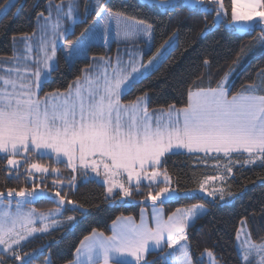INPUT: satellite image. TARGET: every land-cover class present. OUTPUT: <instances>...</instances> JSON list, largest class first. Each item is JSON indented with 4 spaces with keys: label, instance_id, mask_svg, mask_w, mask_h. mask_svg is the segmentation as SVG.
Segmentation results:
<instances>
[{
    "label": "snow or ice",
    "instance_id": "6c2138e0",
    "mask_svg": "<svg viewBox=\"0 0 264 264\" xmlns=\"http://www.w3.org/2000/svg\"><path fill=\"white\" fill-rule=\"evenodd\" d=\"M151 3L166 12L181 6L179 0H151ZM213 3L215 8L209 7L205 0H183L184 6L189 8L199 4L205 13L215 11L213 27L226 24L227 10L223 0H213ZM11 7H15V0H7L2 11L6 12ZM47 7L48 16L41 12L37 17L38 20L43 18L45 23L41 28L39 44L43 58L35 61L37 67L32 72L34 81L21 84L18 89L15 80L0 77V154H4L7 166H10L7 169L9 173L13 170L19 173L21 165L14 157L21 152L36 153L41 158H51L54 155L55 163H65L73 171L78 168L91 169L100 176L102 166L105 177L103 182L108 185L106 199L117 195L131 197L133 182L136 190H139L143 181H148L147 187L155 185L158 190L154 195L149 192L147 197L154 202L159 200L164 203L192 198L194 195V192H181L171 187L167 169L160 170L163 168L162 158L168 153L179 154L181 150H187L188 153H223L229 160L233 153H248V159L238 161L241 167L256 164L257 161L260 166H264V95L254 94L258 87L264 88V82L260 86L249 85L244 92L229 98V90L225 87L229 74H226L215 88L189 91L185 107L177 109L170 105L167 111L161 110L159 114L149 112L147 93L128 105L121 103V96L139 83L150 68L158 65L167 48L174 46L175 33L148 57L147 63L130 60L127 65H123L118 59L111 75L105 72L94 80L86 77L87 87L82 89L77 86L75 93L65 97L60 103L50 104L47 99L42 101L37 95L44 84L42 72L44 69L48 73L55 70L57 62L54 57L58 42L64 41L67 49L65 59L70 63L74 58L86 54L89 34L96 30L101 21L111 22L118 16L106 8L103 0H95V15L99 19L94 20L72 40L67 37L75 35L74 28H64L63 21H71L73 25L83 22L80 21L77 0H68L67 11L63 0L60 4L48 0ZM53 8L56 12L55 20L52 19ZM231 21L244 22L239 26L226 24L227 27H235L237 31L250 32L255 27L264 25V0H232ZM141 25L134 36L150 38L152 25H145L143 22ZM104 33L106 39V27ZM257 39L261 48H264V27H261V34ZM239 59L238 55L234 63H238ZM41 63L43 69L40 67ZM204 63L207 65L209 62L205 59ZM261 76H264V72ZM31 169L41 174L49 173V168L44 165L32 163L30 169H25L28 177L33 176ZM226 171L231 173L232 167L226 166ZM51 172L58 173L59 170L52 168ZM125 174L127 183L116 179ZM82 175L87 177L88 172L84 171ZM161 176L163 179H158ZM57 183L62 182L53 181V185ZM161 184L163 187H160ZM37 188L39 185L29 191L23 188L19 191L7 189V197H12L14 193L24 197L16 202L15 213L10 211L11 200L6 201L5 193L0 191V264H6L5 256H10L20 264H33L36 259V250L21 255L17 248L32 233L47 232L49 225L44 223L40 228L27 227L23 234L15 229L17 223L28 226L34 224L35 210L22 212L24 204L50 198V190L40 188L37 191ZM114 189L119 191L115 192ZM200 191L204 192L203 184L200 185ZM206 195L213 199L219 195L221 200L224 199L223 189L207 192ZM228 195L231 196L232 193L229 192ZM55 197H59V200L56 201ZM51 198L60 205L65 203V198L59 191ZM67 203L74 204L71 200ZM82 207L74 206L72 210ZM206 211L204 204H192L184 211L177 209L167 221L156 214L154 228L144 221L143 216L140 224L132 222L130 217L127 218L128 222L121 225L114 221L111 235L105 236L93 230L91 237H85V241L89 243L77 249L78 258L71 264H149L147 253L163 251L165 247L172 249L180 241L186 243L179 247V256L173 264H203L205 255L208 257V264H219L210 249H205L201 253V259L194 262L187 243L186 229L204 216ZM56 212L60 213V209ZM37 219L43 223L44 214ZM74 220V216L67 217L69 223ZM52 224L56 225L57 221L53 220ZM83 243L82 241V245ZM241 248L244 264H251L250 256L254 253L261 256L260 264H264V243L257 245L248 239ZM163 260L164 264H168L167 257ZM43 264H52V261L45 258Z\"/></svg>",
    "mask_w": 264,
    "mask_h": 264
},
{
    "label": "trees",
    "instance_id": "16d2710c",
    "mask_svg": "<svg viewBox=\"0 0 264 264\" xmlns=\"http://www.w3.org/2000/svg\"><path fill=\"white\" fill-rule=\"evenodd\" d=\"M60 2L61 0H53ZM7 0H0V9ZM227 10L226 24H232V0H223ZM48 0H17L15 7H11L0 17V58L12 56L13 39L15 37L31 34L36 29L38 14L47 13ZM108 9L122 13L137 20L144 21L153 27L154 51L160 48L173 33L178 35L177 45L169 52L167 57L150 74L143 77L139 83L129 90L124 101L132 102L137 97L147 93L148 108L150 111L168 109L170 105L183 108L187 105L189 91L215 88L217 84L232 70L237 63V56L251 53L257 45L261 29L240 34L235 27L226 24L213 27L216 16L215 11L205 13L200 6L189 8L181 6L164 11L155 4L140 0H105ZM210 6V1L208 2ZM215 8V4L212 5ZM90 20L80 22L76 26V38L84 28L88 27ZM93 55L106 53L103 45H93L90 48ZM208 60L205 65L204 60ZM90 64L89 59H78L72 66L66 62L63 54L58 56V65L52 71L51 77L41 88L40 96L68 90L77 78H81L84 70ZM239 72L234 76L233 84L229 90V97L238 94L245 86L254 84L258 73L264 69V51L249 63H241ZM30 160L52 168L65 169V176L50 174L43 183L36 180L29 182L26 173H9L4 154H0V191L7 194V189L17 191L31 190L39 185L50 190L48 199H39L31 204L40 211H50L56 208L64 210L65 218L74 216L75 220L66 226L54 228L27 240L17 251L21 255L36 250V259L33 264H43L49 258L52 264H68L73 261L75 253L85 237L95 231L110 234L112 223L121 216H134L139 218L143 207H151L153 203L163 206L167 215L177 209L204 204L206 214L192 224L187 230L193 261L201 259L205 249L213 251L219 264H244L239 254L236 240L241 223L246 220L255 242H264V166L259 163L244 165L242 162L246 155L232 154L231 160L225 156H212L209 154H193L180 152L169 153L164 156L163 171L167 169L171 177V187L179 191L194 192L192 198H181L171 202L161 203L152 201L147 197L153 195L158 188L142 183L139 190L132 187V196L124 199L122 195L106 199L107 190L103 183L96 179H84L82 173L86 170L73 171L65 163H55L53 157L41 158L36 153H29ZM232 167V175L226 182L227 195L221 200L213 199L199 192L200 185L210 177H216L224 171L225 167ZM75 177V179H73ZM54 180L62 183L53 185ZM63 184V185H60ZM163 187V184L160 185ZM59 191L65 198L60 205L51 198ZM232 195L229 196L228 193ZM57 198V199H56ZM58 201L59 197H55ZM80 206L73 211V204ZM165 251L150 252L147 256L149 264H164ZM6 264H20L5 256ZM203 264H208L206 256ZM254 264V260L251 261Z\"/></svg>",
    "mask_w": 264,
    "mask_h": 264
},
{
    "label": "rangeland",
    "instance_id": "374dc122",
    "mask_svg": "<svg viewBox=\"0 0 264 264\" xmlns=\"http://www.w3.org/2000/svg\"><path fill=\"white\" fill-rule=\"evenodd\" d=\"M140 1L145 2V3H149V4H153V3H151V0H140ZM209 1H210L209 7H214V6H212V5H214L213 0H205L207 5H208ZM16 2H17V0H15V3ZM53 2H54V4H60L61 3V1L60 2L53 1ZM63 2L65 4V11H67L66 5L68 3V0H63ZM103 2L105 4V0H103ZM179 2L183 4V0H179ZM77 3H78V12H79L80 21H83V22H85L87 20L89 21L90 18L93 16L94 18H93V20H91V22L89 24V25H91L94 20L99 19L95 15V12H96L95 0H77ZM6 4L0 9V17L5 13L2 10L5 8ZM47 6H48V4H47ZM47 6H46L47 13H44L45 16H48V7ZM86 6H87V16L85 17ZM198 6H199V4H197L196 7H198ZM112 12L118 14L116 19H113L111 22L101 21L100 24H98L96 26V30L89 34L90 39H89V42H88V45L86 48V54H82L78 58H74L70 63L68 62L69 66H72L74 64V62L78 59H89L90 60V64L84 70L83 75L79 79V81L77 80L76 82H74L68 90L50 93V94L45 95V96H40V91H41L40 90L37 93V95L39 96V98L42 101L47 99L50 104L60 103V102H62V100L65 97H68L69 95L74 94L77 86H80L82 89L86 88L87 87V85L85 84V78L86 77L90 80H94L97 76H103V74L105 72H107L109 75H111L112 69L117 66V60L118 59H119V61L122 62L123 65H127L130 60H135L137 62L147 63L148 57L152 53L155 52L154 51L153 30H152L150 38L145 37L143 35L134 36V33L137 31L138 27L142 26L141 22H143V24H145V25H147L148 23L141 21V20L134 19V18L129 17L127 15H124L122 13H118V12H114V11H112ZM55 18H56V12H55V8H53L52 19L55 20ZM258 21H259V18H257V22ZM44 23H45V21L43 18H40L39 20L37 19L36 29L33 33L25 35V36L15 37L13 39V54H12V56H2L0 58V77H4L5 79L15 80L17 82L18 89H19V86L21 84L30 83V82L34 81V79H35L32 76V72L35 71L36 67H37L35 61L37 59L43 58V53L39 49V44H40V37L42 35L41 28L43 27ZM79 23L80 22H77L75 25H73L71 21L64 20L63 21V27L69 28V29L74 28V31L76 32V26ZM243 23L244 22H233L232 24H237L239 26V25H243ZM105 27L107 28V38L106 39H105V33H104ZM261 27H264V25L257 26V27H255V29L256 28L261 29ZM152 29H153V27H152ZM237 32L240 34L248 33V31H237ZM259 32L261 34V31H259ZM175 34L176 35H175L174 42H173L174 46H172L171 48H167L164 51V55L161 57L158 65L167 57L169 52L177 45L178 35H177V33H175ZM77 36H79V34ZM25 37H27V39H25ZM67 39L75 40L76 38H73V35H69L67 37ZM93 45H103L105 47L106 53L104 55H98V54L93 55V54H91L90 48ZM263 51H264V48H261L259 42L257 41L256 49L254 48L251 53H249V54L246 53L240 57L237 65L232 70H230L228 73L229 74L228 79H227L226 84H225V87L228 90H230V88L233 84L234 76L239 72V70L241 68V66H240L241 63H249V61L251 59L257 57ZM60 53L63 54L64 57H66L67 49L64 47V41L63 40L58 42L57 51H56V54L54 57V60L57 62L55 68L58 65V56ZM93 58H95V59H93ZM101 58H103V59H101ZM49 63L51 64V62H49ZM157 66H155L154 68H150L149 72L146 73L144 75V77L146 75L150 74L151 72H153V70L156 69ZM40 67H41V69H43L42 63L40 64ZM262 72H264V69L258 73L255 83L249 84V85L260 86L262 84V82H264V76H261ZM51 73H52V71L50 73H48V70L44 69V71L42 72V79L44 80V82L51 77ZM249 85L245 86L239 93L244 92V90ZM33 90L35 91L34 85H33ZM192 92H195V91H192ZM125 94H123L121 96V103L124 105H128L129 102L124 101ZM254 94L264 95V88L258 87L257 92ZM229 98H231V97H229ZM147 102H148V98H147ZM177 109H179V108H177ZM162 110L167 111L168 109H162ZM160 111L161 110H156V111H150L149 110L150 113L155 112L157 114H159ZM180 152H187V150H181ZM194 153H198V152H194ZM201 153H203V152H201ZM207 154L212 155V156H216L213 153H207ZM233 154H236V153H233ZM244 154L246 155V159H248V153H244ZM217 155L218 156H224L223 153L217 154ZM29 156H30L29 153L21 152L19 155L14 157L15 159H17L20 162L21 167L19 168V173H16L15 170H13L11 173H14V174L26 173V176H27L29 182L32 184L36 180H39L41 182L43 177H47L50 174H53L56 176H60V175L65 176L67 174L66 170L62 169V168H57L59 170L58 173H52L49 169V173H44V174L37 173V172H35L34 169H31V171L33 172V176L28 177L25 169L26 168L30 169L31 164L36 163V162L31 161ZM52 157L55 159L54 155ZM65 160H66V158H65ZM257 163H259V161H257ZM245 165H253V164H245ZM228 166H230V164ZM8 167L10 168V166H8ZM86 171L88 172V175L84 179L87 180V179L93 178V179H97L98 181L104 183L103 181H104L105 177L103 175L102 166L100 169V172H101L100 176H97V174L95 172H92L91 169H86ZM150 171H151V168H149V172ZM231 175H232V172L228 173L226 171V167H225L224 171L221 172L218 176L212 177V178H207L203 182L204 192L202 193L200 190H199V192L206 195L207 192L218 191L220 189H223L224 197H225L227 195L226 182L231 177ZM116 179L127 183L126 174L122 177H117ZM158 179L162 180L163 177L161 176ZM44 180L45 179H43V182H44ZM43 182H41V183H43ZM143 183L148 184L149 182L143 181ZM60 185H63V184H60ZM134 185L135 184L133 182L132 186H134ZM107 187H108V185H106V188ZM40 188H45V187L39 186V188H37V191H39ZM114 191L118 192L119 189H114ZM218 196L219 195H217L216 197H218ZM123 198L127 199L129 197H123ZM23 199H24V197L16 196L15 193L13 194L12 197H7V194L5 195L6 201L11 200L10 211L12 213L16 212V202L23 200ZM157 201H159V200H157ZM73 206H76V205L73 204ZM33 209L35 210L34 215H33L34 224L28 226V225H23L22 223H17L16 229H15L16 232L23 234L27 227L40 228V227H43L44 223H47L49 225L48 231H50L54 228L60 227L62 225L58 217H54L55 221H57L56 225L52 224L53 220H49V222H47V218L49 216L48 215L49 213H53L54 216L61 215L63 212L62 209H60V213L56 212L57 209L52 210V211H48V212L40 211V210L36 209L30 203V204H24L21 211L27 213V212H31ZM41 214H44L43 223L39 219H37V217H39ZM61 220L63 222L67 221V219L66 220L61 219ZM238 232H239V235H238L237 245H238V248L240 250L239 254L242 258L244 253H243V249L241 248V245L246 240L250 239L251 242H253L257 245H259L261 243L255 242L253 240V237L251 235V232H250V229H249V226H248V223L246 220H244L241 223ZM43 233H46V232H43ZM39 234H42V233L41 232L32 233L31 236H29L26 240H22L20 243L22 244L25 241L29 240L30 238H32L36 235H39ZM182 243L184 244L185 242H182ZM262 243H264V242H262ZM0 247H2V246H0ZM13 247H16V246L14 245ZM177 249H179V248H177ZM252 259H254V264H260L261 256L256 255L254 253L252 256H250V260H252Z\"/></svg>",
    "mask_w": 264,
    "mask_h": 264
},
{
    "label": "crops",
    "instance_id": "0c3cea01",
    "mask_svg": "<svg viewBox=\"0 0 264 264\" xmlns=\"http://www.w3.org/2000/svg\"><path fill=\"white\" fill-rule=\"evenodd\" d=\"M232 23H233V22H232ZM168 154H169V153H168ZM193 154H204V153L198 152V153H193ZM213 154H215L216 156H218L217 153H213ZM219 154H221V153H219ZM84 170H85V169H84ZM210 178H212V177H210ZM92 179H93V178H92ZM96 180H97V179H96ZM101 183H102V182H101ZM103 184H104V183H103ZM104 185H105V184H104ZM211 186H212V185H211ZM105 187H106V185H105ZM106 190H107V188H106ZM188 207H189V206H188ZM186 208H187V207H183V208H179V209H180L181 211H184ZM205 208H206V207H205ZM56 209H58V208H56ZM59 209H62V208H59ZM206 209H207V208H206ZM53 210H55V209H53ZM50 211H52V210H50ZM62 211H63V212H62L61 215H56V216L52 215V216H48V218H47V222H49V220H55L54 217H58L59 220H60V222H61V224H62L60 227H62V226H66V225L68 224V221L63 222V221L61 220V219L66 220L65 215H64V210L62 209ZM176 211H177V210H176ZM176 211H175V212H176ZM47 212H48V211H47ZM156 214H159V216H161L163 220L167 221L168 218H169V216H171L173 213L170 214V215H167L166 210H165V208H164L163 206H161V205H159V204H156V203H153L151 207H143V208L140 210V216H139L138 219L135 218L134 216H121V217H119L120 219H119V220L116 219L115 222H116L117 225H121V224H124V223L128 222V221H127V218L130 217L132 222H134V223H136V224H140V222H141V218H142V216H143L144 221H145L146 223H148L150 227H153V228H154V227H155V222H156V220H155V216H156ZM113 227H114V225H113V223H112L110 234H105L104 232H101V231H96V233H103L105 236H109V235L112 234ZM187 230H188V228L186 229V234H187ZM92 235H93V233H91V234L88 235L87 237H91ZM238 235H239V232H238ZM238 235H237L236 245H237V243H238ZM30 239H31V238H30ZM25 242H26V241H25ZM25 242H24V243H25ZM83 242H84L83 245H82V242H81V244H80V246H79L78 248H82L83 246H85V245H87V244L89 243V241H85V239L83 240ZM182 242H185V241H180L178 244L173 245V248H172V249H169V248L165 247V249L163 250V251H165V252H164V254H165L164 257H167V259H168V264H173V262H174V261L176 260V258L179 256V253H178V249H177V248H179L180 246L183 245ZM24 243H22V244H24ZM185 243H186V242H185ZM185 243H184V244H185ZM187 243H188V241H187ZM22 244H21V245H22ZM237 248H238V245H237ZM238 251L240 252L239 248H238ZM151 252H159V251H151ZM149 253H150V252H149ZM149 253L146 254V258H147V256H148ZM169 253H171L170 256L168 255ZM78 255H79V254H78L77 251H76L73 261H76V260H77ZM205 256H206V255H205ZM206 258H207V262H208V257L206 256ZM129 259H131V258H129ZM252 260H254V259H252ZM252 260H250V261H252ZM73 261H72V262H73ZM68 264H71V262L68 263ZM133 264H134V262H133Z\"/></svg>",
    "mask_w": 264,
    "mask_h": 264
},
{
    "label": "water",
    "instance_id": "95a60500",
    "mask_svg": "<svg viewBox=\"0 0 264 264\" xmlns=\"http://www.w3.org/2000/svg\"><path fill=\"white\" fill-rule=\"evenodd\" d=\"M57 199V198H56Z\"/></svg>",
    "mask_w": 264,
    "mask_h": 264
}]
</instances>
